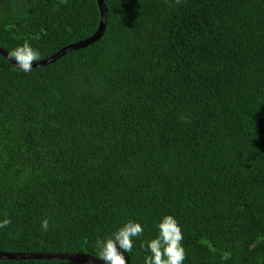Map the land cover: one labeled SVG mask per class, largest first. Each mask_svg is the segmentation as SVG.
<instances>
[{"label": "trees", "instance_id": "16d2710c", "mask_svg": "<svg viewBox=\"0 0 264 264\" xmlns=\"http://www.w3.org/2000/svg\"><path fill=\"white\" fill-rule=\"evenodd\" d=\"M104 4L86 47L27 74L0 55V251L96 257L98 236L131 219L146 241L171 214L184 264H264V0ZM99 16L96 0H0V48L45 59Z\"/></svg>", "mask_w": 264, "mask_h": 264}, {"label": "clouds", "instance_id": "9594fccd", "mask_svg": "<svg viewBox=\"0 0 264 264\" xmlns=\"http://www.w3.org/2000/svg\"><path fill=\"white\" fill-rule=\"evenodd\" d=\"M9 59L25 74L30 73L33 62L41 59V53L29 42H24L8 52ZM11 224L9 217L0 219V230ZM41 230L47 232L50 224L48 218L41 221ZM146 224L128 220L120 225L110 236H98L95 241L97 260L102 264H127L128 254L133 252L135 244L140 242L145 251L143 264H184L186 249L183 244L182 226L175 216L163 215L155 224L157 234L146 241L144 236Z\"/></svg>", "mask_w": 264, "mask_h": 264}, {"label": "water", "instance_id": "95a60500", "mask_svg": "<svg viewBox=\"0 0 264 264\" xmlns=\"http://www.w3.org/2000/svg\"><path fill=\"white\" fill-rule=\"evenodd\" d=\"M96 1H97L98 11H99L100 16H99L98 26L95 32L85 39H82L80 41L70 43L64 46L59 51L55 52L53 55L45 59L34 61L33 67L45 66L53 62L54 60L58 59L64 53L68 51L77 50V49L86 47L87 45L98 40L103 35L105 27H106V21H107V9L104 4V0H96ZM0 55L8 59L13 64V66L17 68L14 61L12 62L9 59L7 51L0 48ZM0 259H12V260L63 259V260L77 261V262L86 263V264H102V262L97 260L95 256H91L87 254H80V253H71V252H57L56 253V252H4V251H0Z\"/></svg>", "mask_w": 264, "mask_h": 264}]
</instances>
